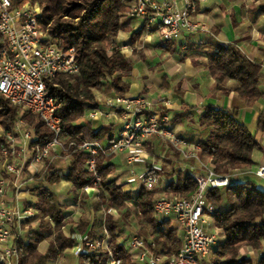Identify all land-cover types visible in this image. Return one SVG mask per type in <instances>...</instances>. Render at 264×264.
I'll return each mask as SVG.
<instances>
[{
    "label": "trees",
    "instance_id": "trees-1",
    "mask_svg": "<svg viewBox=\"0 0 264 264\" xmlns=\"http://www.w3.org/2000/svg\"><path fill=\"white\" fill-rule=\"evenodd\" d=\"M42 7L39 26L49 33L61 47H74L79 65L77 74H58L46 78L47 96L61 104L58 114L63 121V136L68 140L102 141L114 138L115 123L94 126L85 118L86 107H98L94 93L101 89L110 95H126L129 83L125 77L132 72V62L121 51L116 37L121 29V17L127 12L130 0H34ZM137 31L134 39L142 34ZM206 53L207 66L217 88L224 94L230 91L226 81L236 82L235 91L248 104L264 98L261 80L264 78L258 62L246 57L235 44L211 41ZM114 75V77H113ZM163 112H167L161 109ZM20 108L0 94V126L13 127ZM28 121L37 142L48 141L52 132L35 114L27 111ZM203 159H210L212 168L219 174L246 171L253 163L252 155L260 143L237 118L236 111L207 106L199 118ZM257 129L264 131V112L257 120ZM5 139L0 135V159ZM150 153H154L149 147ZM89 153L78 150L71 154L65 167L51 166L37 181L28 187L27 203L39 211V227L27 231L19 241L20 264H47L60 258L76 241L63 230L89 233L93 238L108 235V249L122 264H137L119 241L126 228L132 225L134 234L142 237L154 252L177 254L182 244V233L167 221L156 216L153 208L159 187L146 189L139 182L127 188L128 182L116 172L112 156L99 152L96 156V174L85 168ZM151 172V170H149ZM166 181L168 194L190 196L196 183L186 172L163 167L160 172ZM62 179L72 182L69 194L74 199L87 197L85 185L95 188L99 195L91 205L93 220L87 216L75 222L67 215V207L60 201L56 187ZM206 201L215 206V224L225 240L211 253V264H264V256L257 260L242 255L243 248L259 249L264 242V191L252 180L233 182L221 190H210ZM117 211V216L112 213ZM104 212L103 222L96 223V214ZM27 222V221H26ZM47 233V235L44 234ZM46 242L44 250L39 245ZM84 264H104L108 250L99 247L82 255Z\"/></svg>",
    "mask_w": 264,
    "mask_h": 264
},
{
    "label": "built area",
    "instance_id": "built-area-1",
    "mask_svg": "<svg viewBox=\"0 0 264 264\" xmlns=\"http://www.w3.org/2000/svg\"><path fill=\"white\" fill-rule=\"evenodd\" d=\"M195 9L196 0H130L127 15L143 20L145 34L154 33L167 42L183 32L207 28L192 19ZM41 15L42 7L37 1L0 0V94L20 108L13 127L2 128L0 132L5 139L1 152L3 158L0 159V264H20L18 246L24 237L23 225L26 221L39 219V209L27 203L25 182L43 175L54 160L68 159L78 150L89 153L85 168L94 173L97 181L98 153L114 157L122 155L128 169V184L141 182L146 189L159 187L154 212L182 233L181 248L172 255L154 252L136 234L119 239L133 261L137 264H211L212 250L222 242L214 219L216 208L207 203V192L230 186L241 174L264 179V164L251 166L246 171L217 173L210 159L200 156V126H197L193 139L181 136L173 129L169 114L156 108L145 94L110 95L98 99V107H86V115L92 123L103 118L117 123L119 128L114 138L68 141L63 136V121L58 114L61 104L47 96L46 78L77 74L79 65L74 47L59 46L40 28ZM27 111L37 115L49 128L52 132L50 140L31 146L37 137L23 117ZM152 140L163 142L164 150L160 154L149 153ZM175 152H179L182 158L180 170L196 183V190L190 196L166 192V182L160 174L163 167L159 161L177 162ZM138 165L142 166L140 173L135 170ZM27 173L30 177L24 179ZM90 188L88 185L84 187L85 191ZM71 236L77 240L74 251L77 256L104 247L109 254L104 264H122L108 249L107 234L104 238L75 233ZM261 253L264 256V251Z\"/></svg>",
    "mask_w": 264,
    "mask_h": 264
},
{
    "label": "crops",
    "instance_id": "crops-1",
    "mask_svg": "<svg viewBox=\"0 0 264 264\" xmlns=\"http://www.w3.org/2000/svg\"><path fill=\"white\" fill-rule=\"evenodd\" d=\"M192 19L201 22L207 28L186 31L173 40L165 42L156 34L147 35L144 31L137 40L134 39L133 35L143 29V20L131 18L128 15L122 16L117 44L133 65L130 76L125 77L129 83L126 95H147L155 103L156 108L167 111L173 129L189 139L194 138L197 126H200V115L207 106L236 111L237 118L246 125L260 143V148L253 152L251 166L254 167L255 161L259 160L264 164V155H260V149L264 150V131L257 129L258 117L262 111L264 112V98L258 99L252 105L248 104L235 91L236 82L234 80L226 81L225 86L230 88V91L227 94L222 93L209 71L205 56L211 50V41L220 44H235L246 57L261 65L264 75V0H196V9L192 14ZM124 47L127 49L124 50ZM261 85L264 88V78L261 80ZM112 122L117 125L111 119L99 120L92 124L97 127ZM149 147H152L153 154L150 153ZM163 150L164 144L160 140H152L148 146V151L152 155L160 154ZM174 155L178 159L177 162L164 159L159 163L162 167L180 170L179 162L182 164V158L179 152H175ZM115 158H112L113 162ZM139 166L142 167L141 165L137 167ZM121 174H119L121 179L123 180L125 176L127 180L128 170L123 174L124 176L122 175L123 177ZM254 178L258 179L260 183L256 181L255 183L264 191V179L253 175H238L236 182L254 181ZM138 183L128 184L127 188H134ZM33 184L32 181L25 182L27 194L28 187ZM95 191L97 192L96 189L90 188L86 191V198L80 196L78 199H74L71 194L59 195L60 201L67 207V215L72 217L71 209L79 204L89 208L88 217L93 220L95 215L92 213L91 205L98 198H96ZM98 213L100 215H97ZM98 213L95 218L97 224L104 219V215L101 212ZM81 215L79 218L72 217V219L78 222ZM63 230L75 239L77 244L76 238L71 236L69 226H65ZM74 233L78 235V232ZM44 234L47 235L46 232ZM220 240L223 242L225 238ZM76 244L72 248H67L60 258L49 261L47 264H84L83 257L74 253ZM41 245L43 243L39 245V248L44 250L45 247ZM262 251L258 253L259 255L257 254L256 260L262 257Z\"/></svg>",
    "mask_w": 264,
    "mask_h": 264
},
{
    "label": "rangeland",
    "instance_id": "rangeland-1",
    "mask_svg": "<svg viewBox=\"0 0 264 264\" xmlns=\"http://www.w3.org/2000/svg\"><path fill=\"white\" fill-rule=\"evenodd\" d=\"M128 6H129V3H128ZM127 11H128V9H127ZM124 15H127V12H125L124 13ZM123 15V16H124ZM122 18V17H121ZM119 34V33H118ZM118 34H117V37H116V42L118 43ZM94 93H95V95H97V97H96V99L98 100V99H105V96L106 95H108L109 93H107V92H105V91H103V90H101V89H98V93L96 92V89L94 90ZM107 97V96H106ZM85 118L88 120V121H90L89 119H88V117H87V115H86V113H85ZM102 120H104L105 121V118H103ZM102 120H100V121H102ZM99 122V121H98ZM92 123V122H91ZM94 124V123H93ZM1 130H2V127L0 126V132H1ZM259 149V148H258ZM155 154H158V153H155ZM260 155H264V150L263 149H260ZM109 156H112V158L114 157V155H109ZM116 158H115V161H114V164L116 165V172L118 173V174H121V176L123 175V174H125L126 172H127V167L124 165V162H123V157H122V155H117V156H115ZM69 159L70 158H68V159H63V158H59V159H56V160H54L53 162H52V164H50V166L48 167V169L51 167V166H56V167H62L63 169H65V167H66V165H67V163H68V161H69ZM258 164H260V160L259 161H255V164L253 165L254 167H257V165ZM25 169V168H24ZM47 169V170H48ZM136 172L137 173H140L141 171H142V167H136ZM26 172H27V170H25ZM30 177V174H24V179H25V177ZM124 176V175H123ZM122 176V177H123ZM37 177H40V176H37ZM37 177L34 179V181H32L33 183H35L37 180ZM256 177V176H255ZM123 179L126 181V177L124 176L123 177ZM252 180H253V178H252ZM258 182V183H260L259 181H258V179H256V178H254V182ZM27 185V184H26ZM58 186H60V188H57ZM86 186V185H85ZM84 186V187H85ZM134 186V185H133ZM27 187V186H26ZM72 187V182H70V181H64V179H62L58 184H56V187H53V189H54V191L58 194V195H65V194H69V190H70V188ZM135 187V186H134ZM27 189V188H26ZM83 190H85L84 188H83ZM95 195H96V198L98 197L97 195H99V193H98V191L96 192L95 191ZM65 197V196H64ZM27 198H28V195H27ZM98 199V198H97ZM63 201H64V198H63ZM97 201V200H96ZM72 211L70 212L71 214V216L72 217H80V215H81V218H82V216H89V208L88 207H82V206H80L79 204L78 205H75L74 206V208H72L71 209ZM73 212V213H72ZM101 213H102V215H104V212H102L101 211ZM112 213L115 215V216H117V211H115V210H112ZM97 215H100V213H98ZM104 217H105V215H104ZM104 220V219H103ZM103 220H101L100 222H103ZM39 223H40V219H36V220H29V222L27 221L26 223H24V225H23V227H24V235L25 234H27L26 232L27 231H33V230H36V229H38V227H39ZM170 224V223H169ZM170 226H172L171 224H170ZM135 231V229H134V227L132 226V225H130V227L128 226L127 228H126V230L124 231V233H123V235H121L120 236V238L119 239H126V238H128L129 236H131L132 234H134L133 232ZM45 233V232H44ZM74 233V232H73ZM72 233V234H73ZM78 234H80V233H78ZM218 235L220 236V239H223V237L225 238V235L221 232V230L219 231V233H218ZM223 236V237H222ZM124 242H126V241H124ZM46 247V243H43V245H41V247ZM264 251V242L261 244V247L259 248V249H252V248H243V251H242V255H244V256H247V257H249V258H251V259H254V260H256V258L258 257V253L260 252V251ZM258 254V255H257ZM255 256V258H253Z\"/></svg>",
    "mask_w": 264,
    "mask_h": 264
}]
</instances>
